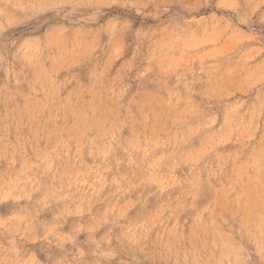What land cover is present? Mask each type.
<instances>
[{
	"label": "rangeland",
	"instance_id": "374dc122",
	"mask_svg": "<svg viewBox=\"0 0 264 264\" xmlns=\"http://www.w3.org/2000/svg\"><path fill=\"white\" fill-rule=\"evenodd\" d=\"M0 264H264V0H0Z\"/></svg>",
	"mask_w": 264,
	"mask_h": 264
},
{
	"label": "bare ground",
	"instance_id": "6f19581e",
	"mask_svg": "<svg viewBox=\"0 0 264 264\" xmlns=\"http://www.w3.org/2000/svg\"><path fill=\"white\" fill-rule=\"evenodd\" d=\"M52 213V212H51Z\"/></svg>",
	"mask_w": 264,
	"mask_h": 264
}]
</instances>
